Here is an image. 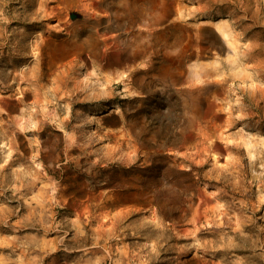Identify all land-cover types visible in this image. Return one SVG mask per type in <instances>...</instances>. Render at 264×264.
<instances>
[{
  "label": "rangeland",
  "instance_id": "1",
  "mask_svg": "<svg viewBox=\"0 0 264 264\" xmlns=\"http://www.w3.org/2000/svg\"><path fill=\"white\" fill-rule=\"evenodd\" d=\"M0 264H264V0H0Z\"/></svg>",
  "mask_w": 264,
  "mask_h": 264
},
{
  "label": "water",
  "instance_id": "2",
  "mask_svg": "<svg viewBox=\"0 0 264 264\" xmlns=\"http://www.w3.org/2000/svg\"><path fill=\"white\" fill-rule=\"evenodd\" d=\"M69 17L71 19H73L75 17V14H70ZM171 150V148L169 146H161L160 148L157 149V151L159 153H161L162 155H167V153ZM196 212L197 210H193L191 213H189L185 218L184 220H197V217H196Z\"/></svg>",
  "mask_w": 264,
  "mask_h": 264
},
{
  "label": "bare ground",
  "instance_id": "3",
  "mask_svg": "<svg viewBox=\"0 0 264 264\" xmlns=\"http://www.w3.org/2000/svg\"><path fill=\"white\" fill-rule=\"evenodd\" d=\"M217 29H218V31H219L224 37H227V35H226V33L223 31L221 25H219V26L217 27ZM22 122H23V121H22L21 118H19V119L16 121L17 125L22 124Z\"/></svg>",
  "mask_w": 264,
  "mask_h": 264
}]
</instances>
